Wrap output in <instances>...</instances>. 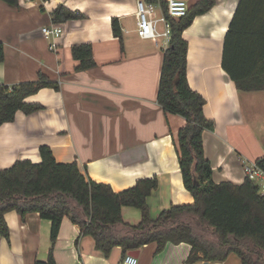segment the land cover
Segmentation results:
<instances>
[{
	"label": "crops",
	"instance_id": "obj_1",
	"mask_svg": "<svg viewBox=\"0 0 264 264\" xmlns=\"http://www.w3.org/2000/svg\"><path fill=\"white\" fill-rule=\"evenodd\" d=\"M197 1L190 0L189 6ZM238 2L215 0L182 31L187 82L205 98L203 115L213 121V128L202 134V148L216 183L240 184L246 177L244 165L264 159V92L237 89L221 65L224 35ZM60 4L77 11L78 17L57 23L61 33L52 50L40 27L55 23L51 13ZM136 7L137 0H16L14 5L0 0V84L35 81L42 73L57 86L25 97V102L40 104L39 110H17L12 120L0 125V170L17 160L40 162L38 148L46 145L56 161L76 160L89 178L110 184L114 191L142 177H155L157 188L146 198L152 218L171 204H191L176 149L177 131L185 119L165 112L156 100L165 42L135 34ZM111 17L118 18L121 45L112 35ZM86 42L91 43L95 64L75 70L70 48ZM121 217L131 224L141 219L132 206H124ZM62 219L52 244L49 220L35 212L21 219L8 211L9 241L0 236V264H34L47 260L49 250L55 264H123L128 252L115 246L104 255L89 235L80 233L78 224ZM156 246L151 241L138 248L132 255L136 264H187L189 244ZM192 264L241 263L229 253L223 261Z\"/></svg>",
	"mask_w": 264,
	"mask_h": 264
},
{
	"label": "trees",
	"instance_id": "obj_2",
	"mask_svg": "<svg viewBox=\"0 0 264 264\" xmlns=\"http://www.w3.org/2000/svg\"><path fill=\"white\" fill-rule=\"evenodd\" d=\"M214 3L215 0H198L188 6L183 17L169 19L171 36L163 49L156 95L165 112L185 119L184 126L177 131L176 149L182 182L193 198L191 204H171L152 218L146 198L157 188L155 177H142L133 186L114 191L110 184L89 178L76 160L56 161L51 149L40 145V162L17 160L0 170L1 237L9 241L5 220L8 211H15L21 219L35 212L50 221L52 244L58 237L62 218L67 217L78 224L81 234L93 239L94 247L104 255L115 246L126 254L151 241L156 242L157 250L166 242H185L191 248L187 264L223 261L229 253H235L241 264H264V194L247 177L240 184L212 181L202 134L213 128V121L203 115L205 98L186 79L187 42L182 31ZM162 5L165 12L166 5ZM77 15V11L60 4L52 10L51 20L57 24ZM111 18L112 35L121 45L118 18ZM222 48V68L236 88L264 92V0H239ZM70 51L77 61L75 70L94 66L90 42L73 44ZM3 57L0 42V61ZM45 86L57 87L42 73L35 81H21L11 87L0 84V125L12 120L17 110H39L40 104L24 99ZM256 163L264 169V159ZM124 206L138 208L141 219L135 224L123 221ZM34 264H55L52 252L49 250L47 260H36Z\"/></svg>",
	"mask_w": 264,
	"mask_h": 264
},
{
	"label": "built area",
	"instance_id": "obj_3",
	"mask_svg": "<svg viewBox=\"0 0 264 264\" xmlns=\"http://www.w3.org/2000/svg\"><path fill=\"white\" fill-rule=\"evenodd\" d=\"M156 5L159 9V18H151V8L149 6ZM152 3V4H151ZM166 5L165 12H163V5ZM189 6V0H156L146 1L137 0V7L135 10V34L141 39H152L162 37L165 42V46L168 44L170 33V18H181L185 15ZM162 22V30L156 29V22ZM40 32L43 37L50 40V48H55L56 39L61 33V27L56 23L49 25H43L40 27ZM245 176L250 180L259 178L261 181L257 184L259 191L264 193V169L258 163H249L244 165ZM137 259L127 254L123 258V264H136Z\"/></svg>",
	"mask_w": 264,
	"mask_h": 264
},
{
	"label": "rangeland",
	"instance_id": "obj_4",
	"mask_svg": "<svg viewBox=\"0 0 264 264\" xmlns=\"http://www.w3.org/2000/svg\"><path fill=\"white\" fill-rule=\"evenodd\" d=\"M190 1V0H189ZM152 4V3H151ZM149 8H151V14H150V17L152 18H159V15H160V12H159V10H158V8L156 7V6H149ZM132 27H134V26H131V28ZM156 29L157 30H161L162 29V22H160V21H157L156 22Z\"/></svg>",
	"mask_w": 264,
	"mask_h": 264
},
{
	"label": "water",
	"instance_id": "obj_5",
	"mask_svg": "<svg viewBox=\"0 0 264 264\" xmlns=\"http://www.w3.org/2000/svg\"><path fill=\"white\" fill-rule=\"evenodd\" d=\"M128 254L129 255H135V254H137V250H130V251H128Z\"/></svg>",
	"mask_w": 264,
	"mask_h": 264
}]
</instances>
